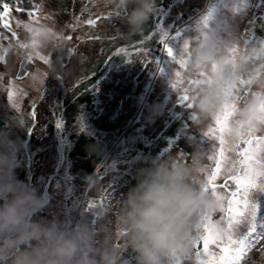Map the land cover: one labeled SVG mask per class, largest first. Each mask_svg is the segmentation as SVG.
<instances>
[{
    "label": "rangeland",
    "instance_id": "374dc122",
    "mask_svg": "<svg viewBox=\"0 0 264 264\" xmlns=\"http://www.w3.org/2000/svg\"><path fill=\"white\" fill-rule=\"evenodd\" d=\"M11 2L13 3L8 4L9 11L4 16L3 23H0V43L23 40V23L29 22L43 23L50 27L56 33L61 47L51 49L47 54H40L47 58L48 62L37 58L36 55H32L30 60L27 59L23 78L16 77L20 61L17 62L15 57H10L6 64L0 63V133H7L12 140L18 142L19 147L15 153V178L33 187L37 195L46 201L44 207L37 210L36 217L62 221L66 230L75 225L79 210L80 215L83 213L79 220H92L94 216L89 209L101 205L99 201L104 199L101 195L102 189L107 182L114 183L110 195L106 198V205L112 208L114 213L119 201L128 192L125 178L120 174L129 173L133 165L130 164L132 155L138 154L140 149L136 148L139 136H136L135 132L129 135L123 144H117L119 147L111 154L105 169L97 173L99 177L72 172L74 161L71 158H74L76 153H73L71 148L79 134L98 135L97 139L105 140L107 144L114 137L111 131H108V134L100 132L92 122L86 120L89 118L88 113L82 115L78 122L71 124L63 117L57 118L56 110L59 111L64 105L61 99L56 102L58 92L65 93L67 89L88 80L91 75L88 76L89 73L103 70L108 65L105 74H102L94 85L93 90L97 98L91 97L96 101L100 110L98 115L102 117L103 123H108L107 126L126 128L134 126L143 140H150L162 133L171 121L170 123L178 128V137H183V140L167 155L175 154L177 157L188 159L192 153L199 152L208 157L213 152L210 143L215 144V149L220 147L216 139L217 133L209 132L210 128L215 127L214 121L204 128L193 123L195 116L192 109L185 106L191 103V100H180L181 96L189 95L183 89L190 87L187 81L192 78L184 80L179 89L172 87L174 67L182 73L183 69L176 65L175 59L169 57L165 49H172L174 55L178 53L186 40L190 42L200 18L210 9L213 16L210 28L215 29L220 39L231 37L237 51L241 45H258L264 41L251 30L252 18L256 14L264 13V0H174L169 2L168 6H154L155 26L149 35L144 33V29L136 35L127 34V26L122 19L125 12L104 5L102 0H10ZM192 11L195 14L189 18L190 22H185L184 13ZM29 13L33 15L30 16ZM89 19L95 20V25L86 23ZM4 24H7V27H4ZM148 28H151V24ZM133 44L135 47L129 50L131 58L125 53L123 56L128 58L124 59L120 54L130 49ZM120 49L124 51L121 52ZM113 53L117 57L111 64L108 57L110 59ZM50 63L55 68L52 72L49 71ZM36 70L46 74V79L39 88L31 87L27 81L28 73ZM18 90H22L24 94L14 95L13 101L10 102L9 91L15 94ZM161 91L166 93L163 101L156 99ZM73 94L76 95V92H72ZM72 95L67 98L68 102ZM246 95L248 93H241L242 98ZM10 105L15 108V112ZM152 105L155 106L156 114L149 115L147 108ZM74 107V102L68 104L69 114L73 112ZM15 115L18 123L21 119L25 125L19 123L16 127L6 126V119ZM100 124L105 125L101 122ZM22 126L27 130L24 139L21 134ZM206 132L209 135L205 136ZM252 135L264 137L261 132ZM119 139L121 142L122 136ZM258 152L257 150L255 153ZM226 154L232 161L239 159L237 152ZM204 163L206 168L203 176L207 180L215 164L208 158ZM230 175L231 173L222 167L213 181L218 186L226 185V189L217 188L221 195L235 190ZM86 177H92L97 182L92 189L86 183ZM261 179L264 177L258 178L257 186L250 190L248 196L250 203L256 207L257 226L264 222V184L260 183ZM84 181V186L80 188ZM85 201L88 210L83 212ZM110 219L114 220V215L110 216ZM214 220L227 224V217L221 211ZM240 231L234 232L233 237L238 238ZM116 243L119 245L122 240L118 237ZM222 247L224 242L218 240L209 245L208 251L220 253ZM130 250L126 248L121 254L124 264H136V256L126 260L125 254ZM197 257L195 264L205 258L203 248ZM241 264H264V241L253 244Z\"/></svg>",
    "mask_w": 264,
    "mask_h": 264
},
{
    "label": "clouds",
    "instance_id": "9594fccd",
    "mask_svg": "<svg viewBox=\"0 0 264 264\" xmlns=\"http://www.w3.org/2000/svg\"><path fill=\"white\" fill-rule=\"evenodd\" d=\"M104 5L124 11L122 19L127 34H139L153 13L155 0H102ZM211 9L202 16L188 47L178 55L184 62L182 77L194 81L188 87L193 123L204 128L223 112L229 93L241 87L249 90L236 106L225 139L231 144L257 132L264 133V41L258 45H241L237 51L231 37L220 39ZM23 40L0 43V63L10 57L17 62L29 55L47 54L59 49L56 33L46 24L23 23ZM185 44V43H184ZM49 64V71H54ZM177 71L174 67L173 73ZM203 73V75H199ZM175 76L173 75V79ZM46 74L29 72L27 81L33 88L43 85ZM15 112V108L10 105ZM149 115L156 114L148 106ZM17 116L6 119V126H18ZM18 142L0 133V264H124L121 254L126 248L136 253V264H195L196 242L203 229V218L221 211L219 194L205 190L203 173L207 156L194 152L188 159L169 154L164 158L143 157L135 174L136 184L119 201L117 208L107 205L90 208L95 225L80 219L66 230L62 221L36 217L46 201L36 190L17 180L14 174ZM212 150L215 144L210 143ZM92 151L99 152L95 146ZM257 167L264 166V152L253 154ZM89 188L96 185L85 178ZM264 184V179L260 180ZM114 215V220L110 216ZM210 231L224 236L226 224L215 221ZM238 231L233 226L231 234ZM122 240L117 244V238Z\"/></svg>",
    "mask_w": 264,
    "mask_h": 264
},
{
    "label": "snow or ice",
    "instance_id": "6c2138e0",
    "mask_svg": "<svg viewBox=\"0 0 264 264\" xmlns=\"http://www.w3.org/2000/svg\"><path fill=\"white\" fill-rule=\"evenodd\" d=\"M37 8L39 6H36ZM9 11V5L3 4V10L0 11V23H3L4 16ZM33 15V13H29ZM89 25H95L96 21L89 19L86 21ZM7 27V24H4ZM70 39V37H68ZM188 44L185 42L184 48L187 49ZM121 52L124 49H120ZM165 51L169 57H173L176 61V65H179L180 69L184 68V62L181 57L176 53L174 55L172 49L166 48ZM37 58L48 62L47 58L41 56L39 53L36 54ZM32 58L29 55L28 59ZM24 73H18V78H23ZM199 75H203L200 73ZM175 78L172 80V87L179 89L184 79L182 72L177 70L174 74ZM189 85L194 83L193 80L187 81ZM243 81H241V87L229 93V101L226 103L222 113L214 118V128H210L209 132L217 133L216 139L219 142L220 147L214 149L212 154L207 158L209 161H214L215 167L210 170V174L207 178V184L205 186L206 191H210L213 195L218 193L217 188H225L226 185L218 186L213 183L217 178V175L221 172L222 167L224 170L231 173L230 180L234 185L235 190L231 192H225L224 195L219 194L221 200V212H224L227 217V228L229 233L220 236L217 233L210 231L209 225L214 223V217L206 215L203 218V229L202 234L198 238L196 245H202L205 258L198 261V264H241L244 259L247 250L256 242L264 241V222H261L257 226L256 207L249 201V192L251 189L257 186L258 178L264 177V166L257 167L253 161V154L258 150L264 152V137H255L249 134L245 137L238 139L235 143H229L225 139V133L229 128V122L232 119L236 106L240 99H242L241 93L247 94L248 89L242 87ZM185 93H188V88L183 89ZM22 90H18L17 93L9 91L8 99L13 101L14 95H23ZM181 101L191 100L189 95H183L180 97ZM187 108H191L192 104L188 103L185 105ZM261 111L264 113V101L261 103ZM34 115V113H33ZM195 117H193L194 119ZM59 126V123H57ZM205 136L209 135L208 132L204 133ZM239 149V151H237ZM227 152H237L239 159L232 161L229 159ZM231 165V167H229ZM239 165V167H237ZM235 169V171H233ZM237 226L240 234L238 238H234L231 234L233 226ZM246 229V231H242ZM218 240L224 242V247L220 249V253H209V245L216 243ZM200 247H197V255H200ZM211 256V258H208Z\"/></svg>",
    "mask_w": 264,
    "mask_h": 264
},
{
    "label": "trees",
    "instance_id": "16d2710c",
    "mask_svg": "<svg viewBox=\"0 0 264 264\" xmlns=\"http://www.w3.org/2000/svg\"><path fill=\"white\" fill-rule=\"evenodd\" d=\"M173 2V0H155V5L154 6H168L169 2ZM210 1V0H209ZM7 3V4H12L13 2L10 3V0H0V11L3 10V4ZM194 11L190 12V13H184L183 15V19L184 21H188L187 23H189V18L192 17ZM155 16L152 13L149 17V20L144 28V33L146 35H149V33L153 30L154 26H155ZM151 24V28H148ZM251 30L254 33L255 36H258L261 39H264V13H259L256 14L253 18H252V25H251ZM132 47H135V45L133 44L130 49H126V51L120 55H122V57L124 59H127L129 57V59L131 58L130 56V52L129 50H131ZM103 53V52H100ZM128 53V57H124L123 54ZM118 55V56H120ZM116 54L113 53L109 59V63H113L114 60L116 59ZM108 60H107V64H108ZM106 64V63H105ZM108 65H106V67H104L103 70H96L93 73H89L88 76V80L86 81H82L79 85L73 86L72 88H69L66 90L65 93H63V91H60V93H57L56 96V102H58L59 99L63 100L64 105L63 107L60 108L59 111L56 110V114H57V118H61L63 117L65 119L66 122H68L69 124H71L72 122H78L79 118H81V116L85 115V113H88L89 118H86V120H89L90 122H92V124H94L95 128L97 130H99L100 132H105L108 134V131H111L112 136L114 137V139H112L110 142H108V144L105 142V140H99L98 135L97 136H87L86 133H81L77 136V138L74 140V145L71 148V151L74 153H76V156L74 158H71L73 162V165L71 167V171L79 174V175H84V174H93L97 177H99L97 173H100L101 171H103L105 169V165L108 163V161L110 160L111 154L114 153V151L119 147L117 144H123V141H125V139L131 135V134H135V132L137 134H135L136 136H139V144L136 145L137 149H140V152L138 154H133L132 155V161L130 164L132 165V168L129 170V173L127 175H122L120 174V176L122 178H125V185L128 187V191L135 186L136 184V178H135V174L137 172V170L141 167H147V164H143L141 163V158L143 157H155V158H164L167 153L178 144V142L180 140H183V137H178V128L171 124L170 122H168V124L166 125V127H164L162 133H160L158 136L153 137L152 139L148 140H143L140 132H137L136 129H134L132 127H128L126 128L125 126H107L108 123L106 122H102V117H100V115H98V112L100 111L98 109V106L96 104L95 100H92L91 97H96L97 98V94L94 92V85L96 83H98V80L100 78V76H102V74H105L106 72V68ZM102 71V72H101ZM87 76V77H88ZM127 83L125 84L126 87ZM72 92H76V95H72ZM127 92H125L126 94ZM72 97L70 98L71 102L75 103V107L73 109V112L71 114H69L67 106L68 104H70L71 102L67 101V98L69 96ZM100 122L102 124L105 125H101ZM19 123L22 125H25V123H23V120H19ZM22 132V138L24 139L25 136L27 135V130L25 127L22 126L21 128ZM122 136L123 140L120 142L119 137ZM119 140V142L117 141ZM98 148L99 150H101L98 154V152L96 151H92L91 149L93 147ZM80 182V181H79ZM85 184V181L83 182V184L81 185L80 188H82ZM114 186L113 182H107L104 185V188L102 189V197H104V199H101L99 202L101 205H106V198L110 195L112 188ZM83 189L80 190V193H82ZM80 199V196H79ZM84 199V197L82 198V200ZM82 210L83 212L88 210V206H87V201H85L84 205L82 206ZM83 216L80 215V210L78 211L76 217H75V223L77 221H79V218H81ZM90 224L95 225L96 223V218L93 217L92 220L88 221ZM134 256H136V253H134L132 250H130V252L128 251L125 254L126 260H129L131 258H133Z\"/></svg>",
    "mask_w": 264,
    "mask_h": 264
},
{
    "label": "water",
    "instance_id": "95a60500",
    "mask_svg": "<svg viewBox=\"0 0 264 264\" xmlns=\"http://www.w3.org/2000/svg\"><path fill=\"white\" fill-rule=\"evenodd\" d=\"M25 63H26V60H21L19 62L18 70L16 73L17 78H18V73H24V74L26 73V68L24 67ZM165 94H166L165 91H161V93L158 96H156V99L163 101V99L165 98ZM0 203H2V201H0ZM197 247H200V249H202V245H199V246L196 245V250H197Z\"/></svg>",
    "mask_w": 264,
    "mask_h": 264
}]
</instances>
